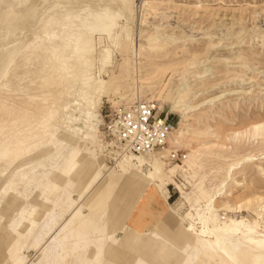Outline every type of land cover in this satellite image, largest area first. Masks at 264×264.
<instances>
[{"label":"bare ground","instance_id":"1","mask_svg":"<svg viewBox=\"0 0 264 264\" xmlns=\"http://www.w3.org/2000/svg\"><path fill=\"white\" fill-rule=\"evenodd\" d=\"M28 1L0 0V44H7L0 54V73L7 70V75L2 81L7 86L6 92L0 94V99L7 98L5 97L7 95L16 102L14 107L26 105L20 121L15 125V134L13 137L6 136L5 141H2L3 144L0 145V181L2 182L0 207L6 203V186L13 188L15 184L26 178L28 180L25 184L28 189L38 183V176L48 181L55 180L47 186L50 187L48 190H62L66 198L57 200L54 208H44L43 212L41 211L46 217L37 234H33L36 222L27 220L25 211L21 207H14L15 212H19L21 217L19 223H12L13 225L10 226L11 233H15V236L7 243L6 258L13 264H22L25 257L21 256L20 251L27 240L34 236L33 244L39 245L44 242L52 228L74 208V212L65 221L64 226L54 236L53 244L49 245L48 251L44 250L45 264L50 262L60 264L69 244H72L73 249L76 250L90 242L91 230L99 234V242L93 254L95 259L93 264H104L107 254L119 259L125 256V253L133 255V264H209L212 260L219 261L220 264H264V230L257 222L242 221L245 229L234 236L231 230L221 226L217 214V205L223 203L219 199L228 181L234 180L236 185L247 187L245 183L233 178L235 170L241 166L240 161L229 165L226 177L217 190L201 191L207 198L205 208L197 212V219L203 223V227L198 229L193 223L186 227L183 218L177 233L168 229L161 221H157L154 228L146 232L128 227L125 223L127 217L120 222L123 207L130 194L137 193L140 197L144 192L155 190L159 204L161 201H167V190L170 185L180 188L171 178L174 171L165 167L164 159L174 152L172 151L174 148H180L188 140L190 142L200 135V126L204 118L197 117L198 119L192 124L188 123L193 104L189 105L187 101L194 87L192 82L187 80V74L194 69L196 63H188L185 66V74L179 79L180 84L175 92L168 91L158 100L157 105H151L154 109H158V112L167 105L172 111L180 113L178 129L174 128L168 136L167 147L165 145V148L160 149L161 151L147 154L133 153V155L127 150L120 154L117 159L118 173L106 177L98 187L103 205L99 220L96 223L86 220L82 213L86 205L75 206L71 194L82 195L85 182L98 179L102 169L96 154L97 149L90 152L85 147L89 145L96 147L98 143L99 149L102 148L96 139L100 123L99 108L103 99L108 97L112 83L106 81L103 75L106 72V65L113 58L115 52L113 47L126 53L130 52L132 41L128 38L126 29L130 21L128 13L131 11V2L134 0H98L97 4L92 2L95 0H89L91 2L42 0L39 12L33 19L36 28L29 39L23 40L10 28L19 16L20 8ZM174 1L177 0H141L142 17L147 19L154 16L159 19L160 8L169 7ZM167 35L166 31L159 28L154 34L149 32L145 39L147 46L136 45V55L144 53L149 57L153 55H158L160 58L167 57L170 53L169 44L175 45V39ZM103 36H106L112 47L98 51V47L102 46ZM164 36L166 37L163 38ZM184 45L185 42L177 45L175 52H172L173 55L182 52ZM15 63L20 65L16 66ZM125 66H129V59H126ZM135 72L137 73L138 69H135ZM194 77L195 80L203 78L201 75ZM167 86L168 82L165 87ZM140 88L137 87V92ZM31 98L36 101V103L33 101L35 107L33 102L29 103ZM133 105L125 109H130ZM34 109L38 113L35 118L31 115ZM80 122L82 126L78 125ZM257 124L254 128L264 127V122ZM39 129L48 136L46 141L52 143L45 156L51 157V160H48L50 162L44 167H39L29 162L28 156L24 154L13 164L17 149H7L11 139L17 138L19 144H22L26 138L37 137ZM57 142L58 146L54 147V143ZM41 145L42 141L38 143V146ZM7 158L8 161L5 160ZM244 160L250 161V157ZM146 163L150 165V169L144 171L143 165ZM122 177L125 182L120 180ZM118 180L122 181L124 190L121 195L116 193L119 194L117 202L108 207V199L118 186ZM182 194L186 198L185 193ZM21 198L23 196L19 195L17 199ZM222 205L240 212L237 209L240 207L234 208L228 203ZM35 207L36 205L33 209ZM55 207L62 208L55 211ZM75 224H78V227H72ZM110 225L114 233L123 229L124 237L122 240L114 239L108 245L106 231ZM66 227L69 229L66 230ZM120 244L122 249L117 250ZM4 263L5 261L0 260V264ZM105 263L115 264L110 260Z\"/></svg>","mask_w":264,"mask_h":264},{"label":"rangeland","instance_id":"2","mask_svg":"<svg viewBox=\"0 0 264 264\" xmlns=\"http://www.w3.org/2000/svg\"><path fill=\"white\" fill-rule=\"evenodd\" d=\"M41 2L42 0H29L20 8L19 16L10 28L19 38L27 40L31 37L36 28L33 19L39 12ZM92 2L97 4L98 0ZM140 3L141 0L132 1L131 11L128 13L130 21L126 30L128 38L132 41L130 52L126 53L113 47L115 50L113 58L106 65V72L103 75L106 81L112 83L108 97L103 99L99 108L100 123L96 139L102 148L99 149L98 143L96 147L92 145L85 147L90 152L97 149L96 154L102 166L100 175L95 181L85 182L83 194L72 193L71 199L75 202V206L86 205L82 210L86 220L89 219L92 223L99 220L103 210L102 198L98 192L99 184L111 174L118 173L117 159L120 154L126 152L109 136L107 124L111 115L135 103L157 105L158 100L168 91L175 92L178 88L179 79L185 74V66L188 63H196L194 69L187 74V80L192 82L194 87L187 101L189 105L193 104L188 123L192 124L198 118H204L200 126V135L190 142L188 140L180 148H174L172 150L174 152L164 159L165 167L174 171L171 178L181 189L176 185H170L167 190L169 205L162 206L157 203L158 194L155 190L144 192L140 197L137 193L130 194L123 207L120 222L127 217L125 223L128 227L146 232L151 231L158 220H163L171 229L176 228L183 218L186 227H189L190 223L197 228L203 227V223L197 219V212L205 208L207 198L201 191L217 190L226 177L229 165L240 161L241 166L235 170L233 178L245 183L247 187L243 188L241 185H236L234 180H230L219 199L234 208L240 207L237 208L240 212L225 208L221 206L223 203H218L217 214L220 224L225 229L231 230L234 236L245 229L241 223L244 220L257 222L264 230V207H261L264 206V127L254 128L257 123L264 122V0H177L169 7L160 8L159 19L154 16L143 18ZM158 28L175 39V45L169 44L170 53L167 57L160 58L158 55L149 57L144 53L136 55V45L147 46L145 39L148 33L154 34ZM103 38L102 46L98 47V51L111 46L106 36ZM182 42H185L182 46L183 51L173 55L176 46L182 45ZM6 46V43L0 44V54ZM159 58L162 60L160 61ZM126 59H129L127 67ZM175 63L178 65H174ZM135 69H138L137 73ZM6 75L7 70L0 73V94L6 92L7 86L2 82ZM195 75H201L203 78L195 80ZM137 87H141L138 92ZM5 97L8 99H0V145L3 144L6 136L13 137L16 132L15 125L20 121L26 107V105L14 107L16 102L7 95ZM33 101L36 103L32 98L29 103ZM34 102L32 104L35 107ZM155 112L157 115H168L175 125V130L178 129L179 112L172 111L167 105L161 112H158V109H155ZM31 115L35 118L38 113L34 109ZM78 125L82 126V122ZM41 131L38 132L39 138H26L22 144H19L17 138L11 139L12 144L10 143L7 149H17L13 164L24 154L28 156L29 162L39 167H44L50 162L48 160H51V157L45 156L52 143L46 141L48 136ZM40 141L42 145L38 146ZM54 144L55 147L59 143ZM249 157L250 161L244 160ZM146 158L148 160V157ZM5 160L8 161L9 158ZM148 169L150 165L144 164L143 170ZM123 177L120 180L123 181ZM37 179L38 183L28 189L25 184L28 180L26 178L15 184L13 188L6 186V203L0 207V260L5 261L4 264H13L6 256L7 243L15 236V233H11L10 226L19 223L21 217L14 209L21 207L25 211L26 219L36 222L33 234H37L46 217L42 214V210L54 208L57 200L66 198L62 190H48L50 187L47 186L55 180L48 181L39 176ZM122 181L118 180V186L108 199V207L117 202V196L122 194L124 190ZM182 193H185L186 198ZM19 195L23 198L17 199ZM34 205H36L35 209H33ZM60 208L62 207H55V211ZM73 212L74 208L64 215L44 242L39 245L33 244L34 236L27 240L20 251L21 256L25 257L22 264H45L43 252L48 251L49 245L53 244L54 236L59 233ZM72 227H78V224ZM68 229L69 227H66V230ZM113 231L110 225L106 231L108 245L114 239L122 240L124 237L123 229L115 233ZM90 235L92 242L85 243L76 250L73 249L72 244H69L60 264H93L95 261L93 254L99 242V234L91 230ZM121 249L120 244L117 250ZM125 254L119 259L107 254L104 264L109 260L114 261L115 264H133V255ZM209 264L220 263L212 260Z\"/></svg>","mask_w":264,"mask_h":264},{"label":"built area","instance_id":"3","mask_svg":"<svg viewBox=\"0 0 264 264\" xmlns=\"http://www.w3.org/2000/svg\"><path fill=\"white\" fill-rule=\"evenodd\" d=\"M175 125L168 115H157L150 103H137L115 111L107 124L113 141L136 154L158 151L166 145Z\"/></svg>","mask_w":264,"mask_h":264},{"label":"crops","instance_id":"4","mask_svg":"<svg viewBox=\"0 0 264 264\" xmlns=\"http://www.w3.org/2000/svg\"><path fill=\"white\" fill-rule=\"evenodd\" d=\"M159 205H160V206H162V205H169V204H168V200L165 201V202H163V201L159 202ZM158 221H161V222H162V223H163L168 229H170L171 231H174V232L178 231V229H179L180 226L182 225V220H181L180 223H179V225L176 226V228L171 229V228H169V227L167 226V224H166L163 220H158ZM198 229H199V228H198Z\"/></svg>","mask_w":264,"mask_h":264}]
</instances>
